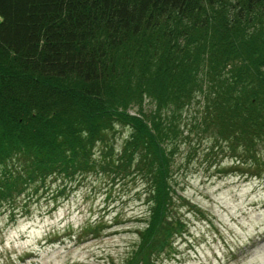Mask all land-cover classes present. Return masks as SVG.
Returning <instances> with one entry per match:
<instances>
[{
  "label": "trees",
  "instance_id": "1",
  "mask_svg": "<svg viewBox=\"0 0 264 264\" xmlns=\"http://www.w3.org/2000/svg\"><path fill=\"white\" fill-rule=\"evenodd\" d=\"M193 102L188 129L264 176V0H0V206L91 169L101 143L144 186L123 264H153L184 227L174 158Z\"/></svg>",
  "mask_w": 264,
  "mask_h": 264
},
{
  "label": "rangeland",
  "instance_id": "2",
  "mask_svg": "<svg viewBox=\"0 0 264 264\" xmlns=\"http://www.w3.org/2000/svg\"><path fill=\"white\" fill-rule=\"evenodd\" d=\"M195 108L182 115L174 158L173 214L184 227L153 264H264V176L234 169L223 143L189 130ZM125 133L116 126L113 152ZM104 149L96 144L91 169L50 175L0 206V264L124 263L147 212L144 186L104 164Z\"/></svg>",
  "mask_w": 264,
  "mask_h": 264
}]
</instances>
